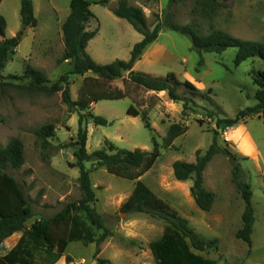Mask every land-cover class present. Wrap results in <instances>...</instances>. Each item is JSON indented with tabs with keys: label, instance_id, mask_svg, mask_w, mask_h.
I'll return each mask as SVG.
<instances>
[{
	"label": "rangeland",
	"instance_id": "rangeland-1",
	"mask_svg": "<svg viewBox=\"0 0 264 264\" xmlns=\"http://www.w3.org/2000/svg\"><path fill=\"white\" fill-rule=\"evenodd\" d=\"M92 2L94 14L87 29H98L97 36L87 48L91 57L100 64H109L116 59L128 60L142 35L124 19L114 15L119 0H111L106 6L101 0ZM143 9L148 26L152 29L164 16L168 0H127ZM36 27L22 30L21 0H0V15L6 22V38L20 36L16 53L1 71L0 78V146L18 138L24 143L25 163L17 170H8L23 186L33 217L26 222L27 228L36 221H44L56 216L65 206L82 198L79 184V169L73 167L77 159L79 112H71L62 99V94L47 95L33 90L30 80L21 79L27 65L45 73L52 85L69 71L68 61L60 63L64 53L62 25L70 14V0H33ZM221 5L218 15L212 20L195 17L192 13L194 1L174 4L171 11L180 24L195 21L203 34L208 33L210 24L225 30L235 37L259 41L264 37V0H218ZM22 32V35L20 33ZM2 37L0 36V41ZM237 49L229 48L223 53H202L194 51L188 36L162 29L157 41L151 44L136 62L134 70L153 77L164 78L174 73L184 83L191 82L198 93L185 86L177 87V92L189 98L190 110L184 114V102H174L168 92H154L127 83L128 97L120 100H102L90 107V112L106 118L111 125H95L88 119L87 152L101 149L109 140L118 148L153 150V136L160 144V157L154 167L141 177L159 198L169 204L180 216L185 217L190 227L206 242H214V247L201 253L217 264H244L249 261L264 264V239L255 248L235 238V231L242 223L241 194L232 179V164L228 157L217 155L204 172L205 187L215 194V203L209 212L198 208L191 195L192 180H176L173 172L175 161L194 163L197 151L204 154L213 143L215 135L222 148L230 146L224 139V130L216 127L219 119L235 118L246 108L257 104L255 98L258 87L251 72H264V61L250 58L241 65H235ZM201 61L203 63L201 64ZM88 73L86 76H91ZM127 72L111 85L124 89ZM84 76L71 75L69 89L73 100H77ZM134 105L140 115L128 114ZM87 114V112H82ZM149 118L154 129L145 127L143 116ZM55 124L53 137L48 138L50 147L44 150L37 130L47 124ZM173 124L187 128L185 134L177 138L170 148L163 147L168 129ZM223 135V136H222ZM242 164V159L237 156ZM97 202L93 208L101 216L105 226L115 236V242L131 248L130 264H156L150 250V243L164 233L166 223L142 213H127L122 204L131 196L135 181L108 173L95 163L86 162ZM254 203L257 209L255 234L264 238V201L260 196V179L253 177ZM263 198V197H262ZM239 202V203H238ZM239 204V212H237ZM124 213V214H123ZM97 236L101 231L93 228ZM136 235L138 239H128L126 235ZM22 233L14 234L0 244V255L11 250ZM252 237V236H251ZM97 246L83 242L69 243L64 257L58 264H93ZM33 260L40 262L42 252L34 251ZM70 256L72 262H67ZM113 264H127L126 258L115 254L109 247L103 253ZM125 262V263H124Z\"/></svg>",
	"mask_w": 264,
	"mask_h": 264
},
{
	"label": "trees",
	"instance_id": "trees-1",
	"mask_svg": "<svg viewBox=\"0 0 264 264\" xmlns=\"http://www.w3.org/2000/svg\"><path fill=\"white\" fill-rule=\"evenodd\" d=\"M111 0H101L100 5L106 6ZM188 0H168V7L164 16L152 29L148 26L147 17L143 9L130 4L127 0H119L113 13L116 17L126 20L136 32L142 35V40L136 43L128 60L116 59L109 64L96 62L87 52L89 42L98 34V29L89 31L88 23L94 17L90 7L93 4L88 0H70V14L62 25L64 38V53L60 63L68 61L69 71L63 74L52 85L44 72L32 65H27L21 79L30 80V87L47 95L62 94L64 103L71 112H79V128L77 141L78 149L75 151L77 159L73 167L79 169V184L82 198L64 207L56 216L36 221L27 228L26 222L33 217L32 207L21 183L11 175L8 170H17L25 163L24 143L18 139H11L5 146H0V244L17 233H22L18 243L4 255H0V264H56L65 254L69 243L83 242L85 245L96 244L95 260L97 264H111L108 260L98 257L99 246L110 236L111 231L105 226L100 215L93 206L97 202L90 178V171L86 168V162L95 163L104 167L108 173L135 181L131 196L122 204L121 209L127 213H142L153 218H158L166 223L161 238L150 243V250L156 264H217L216 260L209 259L200 254L214 247V242H206L196 231L190 227L188 221L180 216L169 204L159 198L144 182L141 177L149 172L160 157V144L153 136V150L151 152L141 149L127 150L118 148L109 140L104 147L92 153H88L87 129L84 126L88 119L95 125H111L106 118L90 112L93 103L102 100L112 101L128 97L127 83L135 87L154 92H168L169 98L174 102H184V114L190 110V99L178 94L177 87L185 86L188 90L196 92L197 88L189 81L180 82L174 73H169L164 78L153 77L149 74L134 70L136 62L142 53L158 40L162 29H168L188 36L192 42V48L199 54L223 53L229 48H236L235 65L239 66L246 60L258 57L264 61V37L262 40H246L233 36L225 30L216 28L210 24L208 33L199 31L195 21L180 24L175 20L171 7L174 4L185 3ZM192 13L195 17L212 20L218 15L221 7L218 0H193ZM21 28L36 27L38 21L35 17L33 0H21L20 8ZM7 22L0 15V78L1 71L11 57L16 53L20 42L16 37L6 38ZM203 61H201V64ZM129 74L124 81V89L111 85L122 77L123 73ZM88 73L91 76H86ZM254 84L258 87L255 98L257 104L240 111L235 118L219 119L217 128L223 130L232 127L246 118L264 113V72L252 71ZM71 75L84 76L79 89L77 100H73L69 89V77ZM82 112H87L83 114ZM128 114L139 116L140 112L132 105ZM145 127L154 132L149 118L143 116ZM56 130L55 124H47L37 130V135L43 139L41 142L44 150L50 147L48 138L53 137ZM187 128L180 124L169 127L164 139L163 147L170 148L174 141L185 134ZM217 135V134H216ZM215 135L209 149L202 154L197 151L196 161L188 163L175 161L173 172L176 180L185 182L193 181L191 195L198 208L209 212L215 203V194L204 185V172L209 163L217 156L224 155L232 164V179L237 185L244 201L242 214L243 226L236 233V238L244 241L251 248V236L253 233L255 218L252 204V190L246 181V175L242 169L237 155L228 148H222L217 143ZM96 230L101 235L95 234ZM45 254L40 262L33 260V252ZM67 262H72L71 257H66ZM230 264V263H226Z\"/></svg>",
	"mask_w": 264,
	"mask_h": 264
},
{
	"label": "crops",
	"instance_id": "crops-1",
	"mask_svg": "<svg viewBox=\"0 0 264 264\" xmlns=\"http://www.w3.org/2000/svg\"><path fill=\"white\" fill-rule=\"evenodd\" d=\"M224 139L232 149V152L235 153L240 158V160L242 159L243 163L241 164V166L246 175V181L251 186V190L253 194L252 204L254 208V215H256L257 209L254 203L255 191L252 188V182L254 181L253 177H257V179H260L261 182L259 187L261 188V190L264 191V113L260 115L248 117L244 121H240L234 126L226 128L224 130ZM261 199L262 201H264V195L260 196V200ZM240 203H241V213L243 214L245 207L243 199ZM236 209L237 212H239V204H237ZM256 225H257V221L255 219L253 233L251 237L252 250L255 248L256 244H260L264 239L262 236L261 237L256 236L255 234V229L257 227ZM237 232L238 230L235 231V234ZM126 236L128 239H135V240L138 239L136 235L128 234ZM109 247L111 248V250L115 252V254H119V256L124 259L126 258L127 264L131 263L130 256L133 255L131 248L120 246L118 245V243L116 244L115 236L113 235L110 236L108 239H106L99 246L100 254L98 255V257L101 259H105L103 253L105 250H109ZM133 257H136V255L134 254ZM105 260H108L111 264H113L111 260L109 259H105ZM59 261L56 264H58ZM93 264H97L95 258ZM244 264H260V263L249 261L248 263H244Z\"/></svg>",
	"mask_w": 264,
	"mask_h": 264
},
{
	"label": "water",
	"instance_id": "water-1",
	"mask_svg": "<svg viewBox=\"0 0 264 264\" xmlns=\"http://www.w3.org/2000/svg\"><path fill=\"white\" fill-rule=\"evenodd\" d=\"M20 35H22V32L20 33ZM16 38H17L18 40H20V36H17ZM123 214H124V213H123Z\"/></svg>",
	"mask_w": 264,
	"mask_h": 264
}]
</instances>
